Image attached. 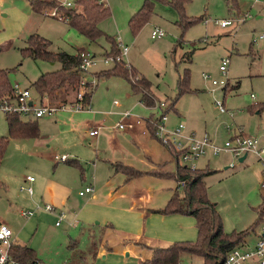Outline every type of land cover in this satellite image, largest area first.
Returning a JSON list of instances; mask_svg holds the SVG:
<instances>
[{
	"label": "rangeland",
	"instance_id": "1",
	"mask_svg": "<svg viewBox=\"0 0 264 264\" xmlns=\"http://www.w3.org/2000/svg\"><path fill=\"white\" fill-rule=\"evenodd\" d=\"M105 1L110 14L98 26L110 36H120L123 45L127 46L124 59L150 83L155 99L152 106L145 107L139 102L125 79L95 76V72L112 67V61L104 63L103 60L108 48L104 37L91 42L66 21L32 12L26 0H3L0 6V37L15 31L20 33L23 28L21 35L5 38L13 40L15 47L0 51V68L9 70L12 85L17 83L21 88H29L36 102L40 96L32 88V82L40 74L60 68V64L21 55L18 48L24 46L31 33L36 32L48 39L52 51L75 54L84 49L94 54L96 60L86 73L95 85L90 116L83 118L82 111L80 118L72 120L71 111L57 110L50 115L33 118L39 124V134L27 139L10 138L0 163V222L5 219L3 223L16 232L28 219L18 217L16 210L22 208L35 212L29 219L38 221L39 227L35 237L34 230L31 236L37 246V258L43 264H60L66 258L65 247L70 232L61 205L41 199L39 194L43 193L46 180L49 184L54 181L53 156L65 153L73 156L74 149H79V140L83 144L85 122L101 123L106 128L104 131L112 132L125 110L140 121L157 120L161 114L158 105L164 103L167 131L181 123L185 132H193L198 138L207 134L217 146H223L238 129L246 136L259 137L264 141V109L259 112L255 109L256 104L264 103V38H259L264 33V0H189L184 8L185 14L196 18V21L185 29L180 26L177 11L165 1L156 0L148 21L136 35L131 33L128 21L132 16L130 9L136 6L137 0ZM139 2L138 6H141L143 0ZM221 19H231L233 23L221 27L216 22ZM154 26L163 29L165 36L151 38ZM226 56L229 63L227 74L223 76L219 65L221 58ZM184 75L188 77V90L180 94L179 79ZM213 79L217 81L216 85L212 84ZM224 86H227L225 90ZM73 96L69 94L68 98ZM43 101L58 104L46 96ZM173 102L174 107H171ZM216 102L223 103L227 109L225 113L218 110ZM135 126V132L142 135L139 126ZM6 134L5 115L0 113V135ZM150 139L151 144L162 145L158 139ZM195 163L200 169L207 164L212 170L204 179L206 193L209 201L215 204L223 230L239 232L253 226L254 231H249L244 238L245 243L252 246L264 225V220L256 224L258 210L264 206V188L260 186L262 165L258 156L248 153L239 161L230 152L214 155L207 149ZM28 175L34 177L30 184L33 195L20 190L21 185H26L24 180ZM177 192L182 196V187L179 186ZM48 193L49 190L46 195ZM44 204L54 207L56 214L50 213L44 218V213H41L45 211ZM59 214L62 215L61 220L57 216ZM56 221L59 225L55 224ZM70 236L77 237L76 234ZM109 259L105 264H117L114 257ZM179 263L203 264V259L199 255L183 254ZM128 264L139 263L136 259Z\"/></svg>",
	"mask_w": 264,
	"mask_h": 264
},
{
	"label": "crops",
	"instance_id": "2",
	"mask_svg": "<svg viewBox=\"0 0 264 264\" xmlns=\"http://www.w3.org/2000/svg\"><path fill=\"white\" fill-rule=\"evenodd\" d=\"M2 3L3 0H0V6ZM26 3L34 12L29 0ZM106 4L108 5L107 2ZM139 4L137 0L130 13L133 14L140 7ZM21 32L1 36L0 44L7 41L5 38L17 37ZM263 38L264 36L260 39ZM120 41L123 43L121 38ZM136 95L139 100V95ZM89 111L91 108L83 110V118L90 116ZM71 112L73 114L70 118L73 120L80 118L82 111ZM130 121L134 126H139L142 135L135 132L136 126L125 130L116 128L117 130L109 132L104 131L106 128L101 123L90 120L85 122L83 144L79 140V149H74L73 156L65 153L69 155L68 162H54V181L49 184L46 180L43 193L39 195L41 199L61 205L68 231L77 235L72 238L68 234L65 247L67 255L60 264H105L113 257L117 264H128L136 259L141 264V261L151 257L154 247H166L173 242L197 238L193 216L153 212L163 208L177 191L174 177L175 156L165 146L158 147L150 143V138L154 137L148 132L145 123H135L133 117ZM38 125L37 122L39 134ZM95 127H101L99 134L89 135L88 131ZM87 141L89 145L86 144ZM262 142L264 143L263 140ZM205 165L204 169H209ZM154 172L164 174L157 175ZM24 182L29 185L34 181ZM86 187H90L91 191H85ZM47 190L49 193L46 195ZM29 195H33V191ZM21 210L22 208H18L16 214L24 218L20 214ZM55 212L56 209L41 213H44L42 216L45 218L50 213L56 214ZM29 217H25L28 219L24 220L16 232L12 231L13 238L15 242L31 247L37 259L36 264H43L37 258V246L33 242L39 222L30 220ZM80 237L86 239L80 240ZM71 242L77 245L73 250L69 249Z\"/></svg>",
	"mask_w": 264,
	"mask_h": 264
},
{
	"label": "trees",
	"instance_id": "3",
	"mask_svg": "<svg viewBox=\"0 0 264 264\" xmlns=\"http://www.w3.org/2000/svg\"><path fill=\"white\" fill-rule=\"evenodd\" d=\"M156 0H143L141 6L132 14L128 21V26L133 35H136L140 28L148 21L153 12L154 2ZM177 11L180 26L185 29L193 24L196 18L185 14V5L189 0H163ZM29 4L34 12H40L43 6L55 5L54 0H29ZM78 8L62 9L63 14L68 18L66 23L78 30L89 41L97 42L100 37H104L108 43L104 55L118 56L120 53V44L116 38L106 34L99 26V22L107 18L110 14V8L107 4L98 0H77ZM50 41L38 33H31L24 46L18 48L23 57H29L33 60H42L46 62H58L60 68L40 74L32 82V88L40 96L57 101L58 104L67 103L73 100L79 90L78 54H70L64 51H52L49 49ZM13 48L11 40L0 44V51ZM9 70L0 68V98L12 94V84L8 77ZM99 76H119L125 79L133 93L139 95V100L145 106L154 105L155 99L151 92L150 83L130 64L127 69L124 60H114L112 67L102 69L94 73ZM188 83L187 75L179 79L180 94L186 92ZM226 82L225 85H227ZM95 86V85H94ZM94 86L90 83L85 84L83 93V103L89 104L94 92ZM227 86H224V90ZM69 94L74 96L69 99ZM56 104V105H58ZM174 102L170 105L174 107ZM256 110L264 109V103L256 104ZM166 109V108H165ZM166 111V110H165ZM7 125V134L0 135V163L6 151L10 138H27L38 135L36 120H22L16 114L5 115ZM146 128L154 137L153 126L150 120H146ZM155 138V137H154ZM175 157L177 153L170 151ZM176 160V158H175ZM67 159L65 162H68ZM212 173L210 169L190 168L181 165L176 160L174 177L177 182V188L180 182L183 194L180 196L176 191L168 203L161 209L153 210L159 214L179 213L192 215L195 218L197 228V238L194 241H177L166 247H154L152 255L148 259L141 261V264H180V258L183 254L199 255L203 259V264H220L226 254L234 247L244 242L245 235L249 231H254L251 226L248 230L233 231L227 233L222 228V223L215 204L210 202L205 185V177ZM153 174L163 175L162 172ZM264 206L258 210L256 224L263 219ZM76 243L71 242L69 249L76 248ZM77 251V250H76ZM10 253L18 264H36L37 259L34 256V250L27 244L14 242L11 246ZM78 254V253H76ZM74 254V255H76ZM79 258L81 255H79Z\"/></svg>",
	"mask_w": 264,
	"mask_h": 264
},
{
	"label": "built area",
	"instance_id": "4",
	"mask_svg": "<svg viewBox=\"0 0 264 264\" xmlns=\"http://www.w3.org/2000/svg\"><path fill=\"white\" fill-rule=\"evenodd\" d=\"M55 5L52 7H44L40 10L41 13L47 16L55 17L60 20H68V18L63 14L62 9H75L78 8L77 0H54ZM106 4L105 0H98ZM221 27H226L231 25L233 21L231 19H221L216 21ZM165 32L159 26H154L151 29L150 37L153 39L161 38L165 36ZM264 33L259 36L263 37ZM116 41L119 42L120 53L118 56L113 57L111 55H103L104 63L109 60H124L125 67L128 69L130 63H128L124 58L127 54V46L123 45L120 41V37H116ZM79 58L78 69L80 71L79 76V90L75 94L72 101L68 103H61L58 105H52L49 102L45 103L43 97L36 102L32 96L31 91L28 88H21L17 83L12 86V94L10 96L0 98V113L4 115L16 114L23 120H32L33 118H40L43 115H50L57 110H69L73 112L90 110L89 104L83 103V93L85 91V84L90 83L94 86V83L88 79L86 73L96 64L94 54L86 52L81 49L77 52ZM229 63V57L221 58V63L219 65V71L224 76L227 74V64ZM205 78H210L209 75L203 74ZM213 85L217 84V81L213 79ZM114 103H117L114 101ZM142 103V102H141ZM68 104V105H67ZM216 106L221 113L226 112L222 102H216ZM158 107L161 110L159 118L156 120H150L153 126L154 137L165 146L168 150L177 153L176 160L179 164L185 165L192 169L197 168L196 160L199 159L207 149L211 151L212 154L217 155L220 152H230L234 157L240 158L244 154L253 153L261 161L262 165V180L260 183L261 188H264V158L262 154L264 153V143L259 137H250L242 133L241 129L235 131L228 141L224 142L223 146H217L210 141L207 134H204L201 138L196 137L195 133L185 132V127L183 124L177 125L173 130H165L164 122L166 120L165 104L160 103ZM132 114L129 110H125L121 113V120L116 124L118 130H125L126 128H131L134 123L130 121ZM147 120V119H146ZM146 120L135 119V123L140 124L145 123ZM101 127H95L88 131L91 136H96L99 134ZM149 132V131H148ZM56 163L65 162L69 159L68 154H55L53 156ZM26 182L34 181L33 176H26ZM183 182H180L179 186L182 187ZM20 190H25L27 193L32 194L31 185H21ZM85 191H91L90 187H86ZM43 209L45 211H54V207L44 204ZM33 211L22 209L20 214L24 217H29L33 215ZM59 220L62 219V215H58ZM264 220V215L263 219ZM261 221V220H260ZM56 225H59V221H56ZM262 233L257 238L256 242L252 246H248L245 241L232 248L220 262V264H264V225L261 226ZM13 232L11 228L3 222H0V264H18L16 260L12 257L10 253L11 246L14 243Z\"/></svg>",
	"mask_w": 264,
	"mask_h": 264
},
{
	"label": "water",
	"instance_id": "5",
	"mask_svg": "<svg viewBox=\"0 0 264 264\" xmlns=\"http://www.w3.org/2000/svg\"><path fill=\"white\" fill-rule=\"evenodd\" d=\"M246 157V154H244L242 157L239 158V161H242Z\"/></svg>",
	"mask_w": 264,
	"mask_h": 264
}]
</instances>
